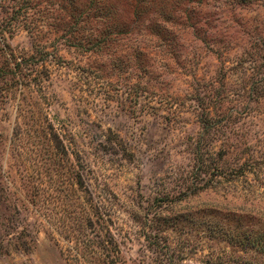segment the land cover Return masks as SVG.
I'll list each match as a JSON object with an SVG mask.
<instances>
[{
    "label": "rangeland",
    "instance_id": "374dc122",
    "mask_svg": "<svg viewBox=\"0 0 264 264\" xmlns=\"http://www.w3.org/2000/svg\"><path fill=\"white\" fill-rule=\"evenodd\" d=\"M64 1L0 0V264H154L151 216L172 264H264V0Z\"/></svg>",
    "mask_w": 264,
    "mask_h": 264
},
{
    "label": "trees",
    "instance_id": "16d2710c",
    "mask_svg": "<svg viewBox=\"0 0 264 264\" xmlns=\"http://www.w3.org/2000/svg\"><path fill=\"white\" fill-rule=\"evenodd\" d=\"M89 1V5H97L98 2H100V0ZM73 2L74 0H66L64 1V4L71 9L75 10L78 8V10H80L79 5H75V2ZM83 12L84 11L82 10L78 11V16H84ZM15 13H17V9H15ZM86 13L87 12H85V14ZM9 56L11 60L13 59V61H16L14 53L10 52ZM18 65L19 63H16L15 66ZM201 127L202 129L199 131L193 147L194 164L185 180V183L194 190H200L204 187L201 184H203L205 180L208 181L207 179L209 177H207V174L210 173L211 175V171L214 168L211 165V157L209 156L207 145L210 144L211 141L209 138L213 137L210 129L216 130L215 123L207 117V114H205L201 118ZM216 167L218 168V166ZM218 171H220V169H218ZM149 218V222L145 220V228L142 229V233L148 249L154 254V264H172L173 255L169 252V241L167 237L162 236L159 232L161 230L160 226L163 227L167 225L168 222L166 220H159L154 216ZM74 241L76 248L78 249L76 255L81 259L82 264H114L118 249L113 236L109 232L105 233L103 236H101L100 233H95L93 236H87L82 232L80 235L75 236ZM235 241V243L241 247H254L257 250L264 252V236L262 234H258L255 237H250L248 234H245L241 238H237Z\"/></svg>",
    "mask_w": 264,
    "mask_h": 264
}]
</instances>
